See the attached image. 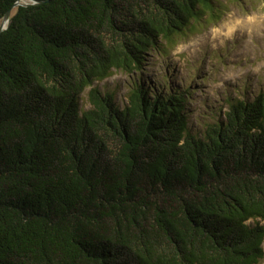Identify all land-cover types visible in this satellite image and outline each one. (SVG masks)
I'll use <instances>...</instances> for the list:
<instances>
[{"label":"trees","instance_id":"obj_1","mask_svg":"<svg viewBox=\"0 0 264 264\" xmlns=\"http://www.w3.org/2000/svg\"><path fill=\"white\" fill-rule=\"evenodd\" d=\"M8 9L0 264L264 257V86L226 95L194 125L189 84L141 70L217 23L224 1L0 0V19ZM115 71L132 78L120 106L95 84Z\"/></svg>","mask_w":264,"mask_h":264},{"label":"rangeland","instance_id":"obj_2","mask_svg":"<svg viewBox=\"0 0 264 264\" xmlns=\"http://www.w3.org/2000/svg\"><path fill=\"white\" fill-rule=\"evenodd\" d=\"M228 10L217 23L178 40L165 56L150 55L145 77L154 79L156 72L167 71L182 87L183 78L192 91L187 102L189 119L200 125L196 117L224 106L223 97L238 95V89L253 93L264 86V0H222ZM1 20V19H0ZM167 65V66H165ZM132 78L115 71L98 86L114 90L119 106L126 100ZM104 88H102L104 90ZM86 88L81 104L89 107ZM264 264V257L257 263Z\"/></svg>","mask_w":264,"mask_h":264},{"label":"water","instance_id":"obj_3","mask_svg":"<svg viewBox=\"0 0 264 264\" xmlns=\"http://www.w3.org/2000/svg\"><path fill=\"white\" fill-rule=\"evenodd\" d=\"M19 3L20 2L17 1L13 5H16V4H19ZM9 15H10V9L6 10V12L4 13L3 17L0 20V31L7 26Z\"/></svg>","mask_w":264,"mask_h":264}]
</instances>
